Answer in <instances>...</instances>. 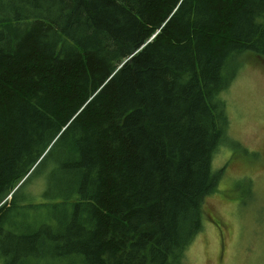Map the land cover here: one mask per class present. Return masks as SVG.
I'll use <instances>...</instances> for the list:
<instances>
[{
	"label": "trees",
	"instance_id": "obj_1",
	"mask_svg": "<svg viewBox=\"0 0 264 264\" xmlns=\"http://www.w3.org/2000/svg\"><path fill=\"white\" fill-rule=\"evenodd\" d=\"M19 3L0 10L3 264H181L233 59L264 63V0Z\"/></svg>",
	"mask_w": 264,
	"mask_h": 264
},
{
	"label": "rangeland",
	"instance_id": "obj_2",
	"mask_svg": "<svg viewBox=\"0 0 264 264\" xmlns=\"http://www.w3.org/2000/svg\"><path fill=\"white\" fill-rule=\"evenodd\" d=\"M19 1L2 0L0 10L14 6L20 14H31L32 10L19 7ZM233 63L235 77L220 95L228 118V140L212 155L210 168L212 173L219 170L220 180L216 192L203 202L202 229L181 264H264V63L248 53L236 55ZM44 179L32 180L25 190L39 198ZM74 262L67 258L50 264Z\"/></svg>",
	"mask_w": 264,
	"mask_h": 264
}]
</instances>
